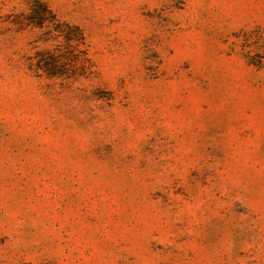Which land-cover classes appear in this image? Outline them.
Masks as SVG:
<instances>
[{
	"label": "rangeland",
	"instance_id": "rangeland-1",
	"mask_svg": "<svg viewBox=\"0 0 264 264\" xmlns=\"http://www.w3.org/2000/svg\"><path fill=\"white\" fill-rule=\"evenodd\" d=\"M32 1L0 0V264H264V0H39L84 36L51 76Z\"/></svg>",
	"mask_w": 264,
	"mask_h": 264
},
{
	"label": "trees",
	"instance_id": "trees-1",
	"mask_svg": "<svg viewBox=\"0 0 264 264\" xmlns=\"http://www.w3.org/2000/svg\"><path fill=\"white\" fill-rule=\"evenodd\" d=\"M28 21L30 25L41 30L44 41H53L55 45L57 44L55 51H51L48 54L41 52L34 57V66L37 70L51 76L63 75L74 64L80 70L85 67L87 57L85 48L82 45L84 43V36L79 28L59 21L48 6L39 0L31 2ZM58 52L67 61V63L63 64L64 66L62 65L64 71L54 69L59 63L57 58Z\"/></svg>",
	"mask_w": 264,
	"mask_h": 264
}]
</instances>
